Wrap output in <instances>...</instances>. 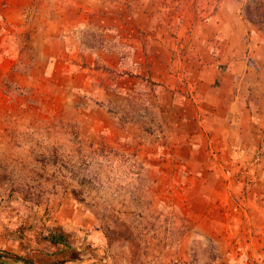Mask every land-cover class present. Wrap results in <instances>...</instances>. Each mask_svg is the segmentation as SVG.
Returning <instances> with one entry per match:
<instances>
[{
    "label": "rangeland",
    "instance_id": "1",
    "mask_svg": "<svg viewBox=\"0 0 264 264\" xmlns=\"http://www.w3.org/2000/svg\"><path fill=\"white\" fill-rule=\"evenodd\" d=\"M243 1L0 0V264H264V34ZM71 6L86 17L67 65L46 34L76 20ZM158 41L182 88L143 77L105 104L115 121L68 76L113 80L91 55L115 49L131 69ZM212 69L228 86L202 100L195 74ZM224 144L245 151L227 172Z\"/></svg>",
    "mask_w": 264,
    "mask_h": 264
},
{
    "label": "crops",
    "instance_id": "2",
    "mask_svg": "<svg viewBox=\"0 0 264 264\" xmlns=\"http://www.w3.org/2000/svg\"><path fill=\"white\" fill-rule=\"evenodd\" d=\"M74 9H77L79 12H76L77 18L75 21H73L69 25H61L60 27L58 25H55L53 32H48L46 34V38L51 39L54 44L63 46L59 53H56L59 58L66 59L67 65L69 64V60H71V57L75 56L77 57L79 52L83 49L81 44H75V46H70V41L74 44L72 37L68 35V33L77 28L79 25H81L86 15L84 12L79 10L76 6H71V10L75 11ZM13 10V12L17 13V16L20 14L19 8L14 5L12 8L9 9V11ZM70 10V8L68 9ZM9 11L5 15H9ZM65 24V23H64ZM61 29V35L58 33ZM51 42V41H50ZM165 42V41H163ZM159 43V50L157 53L151 52L147 50V47L145 44L141 43L137 45V51L135 53V62H131V69L128 68V66H125L124 57L123 54L115 49H104L103 51H100L98 53H94L90 56L91 59V65L94 62V60L98 59L101 60V62L106 65L107 67L111 68L115 73V78L110 79V81L104 80L101 77L97 78L94 81V78L91 77L88 74L81 73H72L68 74L69 78L72 80L78 81V89H82V91H89L88 88H90L91 85L94 83V91L91 89V93L93 94V98H95L99 104L95 106L93 109L98 110L99 112H102L106 119L109 120V122L115 121L117 119V115L110 109H108L107 105L105 104H113L115 103V98L118 96H127L129 92L133 90V88L137 85V82L139 79H143V77H149L157 86L168 88L171 90H179L182 88L181 86V72L180 70H175L174 64L176 63L173 59V49L169 48V44L167 45L166 42L162 43L161 41H158ZM72 44V45H73ZM50 55V59H55V57ZM236 65H243L244 61L242 59L238 60ZM125 69V71H123ZM213 74H205L200 72V74H195V88L197 90V95L203 99L205 98V95H203L202 87L203 88H214L213 83L216 78H219L223 84L221 85V88L226 87L225 83L227 80L228 72H221L217 69H212ZM197 78V79H196ZM96 83V84H95ZM215 89V88H214ZM217 90V89H216ZM229 93L228 100H229V107L231 110H233L235 107L238 109H244L245 105L243 101L238 102V100H233V97L231 95H234L232 93ZM87 93V92H86ZM89 93V92H88ZM92 99V98H91ZM93 100V99H92ZM92 108V107H91ZM96 120L94 123L95 125H106L108 123L107 120ZM252 119L248 118H242L240 123L242 126H248L247 134H251V136H257V134L253 130L254 121H251ZM251 122V123H250ZM250 126V127H249ZM229 128H232V125H229ZM225 137H227V140H231L232 138L229 137L230 132L226 133ZM224 139V138H223ZM225 142V141H224ZM229 144H224V147L222 150V156L225 158L226 156H229L228 163L229 165L224 166V171L227 172L231 168V162L232 159L230 157H237L244 153L245 151H240V149H234V148H228ZM222 157V158H223ZM227 163V164H228ZM213 167V166H212ZM226 168V170H225ZM4 242L3 238L0 237V246Z\"/></svg>",
    "mask_w": 264,
    "mask_h": 264
},
{
    "label": "trees",
    "instance_id": "3",
    "mask_svg": "<svg viewBox=\"0 0 264 264\" xmlns=\"http://www.w3.org/2000/svg\"><path fill=\"white\" fill-rule=\"evenodd\" d=\"M240 11L252 25L264 34V0H244L241 3ZM149 81L155 85L151 79Z\"/></svg>",
    "mask_w": 264,
    "mask_h": 264
}]
</instances>
